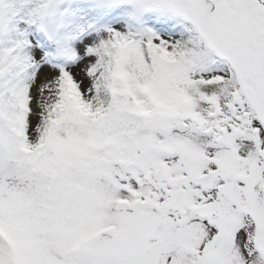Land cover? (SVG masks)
Wrapping results in <instances>:
<instances>
[{"label": "snow or ice", "instance_id": "snow-or-ice-1", "mask_svg": "<svg viewBox=\"0 0 264 264\" xmlns=\"http://www.w3.org/2000/svg\"><path fill=\"white\" fill-rule=\"evenodd\" d=\"M0 264H264V0H0Z\"/></svg>", "mask_w": 264, "mask_h": 264}]
</instances>
